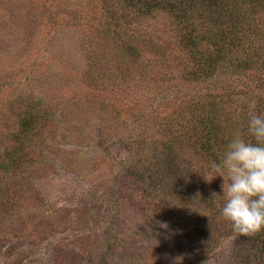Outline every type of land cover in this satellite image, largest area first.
<instances>
[{"label": "rangeland", "instance_id": "rangeland-1", "mask_svg": "<svg viewBox=\"0 0 264 264\" xmlns=\"http://www.w3.org/2000/svg\"><path fill=\"white\" fill-rule=\"evenodd\" d=\"M177 23L123 0H0V264H264V245L220 216L222 178L185 134L218 102L220 139L252 140L264 71L191 81L200 55ZM27 113L39 120L9 171Z\"/></svg>", "mask_w": 264, "mask_h": 264}, {"label": "trees", "instance_id": "trees-1", "mask_svg": "<svg viewBox=\"0 0 264 264\" xmlns=\"http://www.w3.org/2000/svg\"><path fill=\"white\" fill-rule=\"evenodd\" d=\"M128 8L136 15L150 17L154 12H165L176 19L184 29L180 43L192 53H198L195 72L189 73V79L200 83L229 70L249 71L257 68L264 71V24L261 14L264 13V0H123ZM246 6L249 7L247 10ZM255 19L259 22L256 23ZM205 55V56H204ZM141 56L132 57V63H141ZM193 75V76H192ZM259 78H261L259 76ZM258 78V79H259ZM187 79V77H186ZM221 104L197 106L199 116L192 117L185 132L192 138V145L207 155L212 161L222 159L227 143L230 139H220L224 121L219 120ZM194 112V108H193ZM37 116L27 113L20 120V129L13 133L15 142L2 162L10 167L9 171H16L22 165L18 161L20 153L27 155L28 142H32L30 135L35 130ZM198 124V130L193 128ZM42 125V124H41ZM199 136L196 131H199ZM223 136V134H222ZM224 137V136H223ZM255 143V141H252ZM15 145V146H14ZM17 155L16 157H13ZM161 155V154H160ZM168 162V157H163ZM7 172L6 169H3ZM5 194L6 191H0ZM9 192L7 190V196ZM252 241L264 245V230L248 235Z\"/></svg>", "mask_w": 264, "mask_h": 264}, {"label": "clouds", "instance_id": "clouds-1", "mask_svg": "<svg viewBox=\"0 0 264 264\" xmlns=\"http://www.w3.org/2000/svg\"><path fill=\"white\" fill-rule=\"evenodd\" d=\"M247 132L255 143L235 135L222 159L211 164L223 181L220 216L233 232L246 236L264 230V113L249 118Z\"/></svg>", "mask_w": 264, "mask_h": 264}]
</instances>
